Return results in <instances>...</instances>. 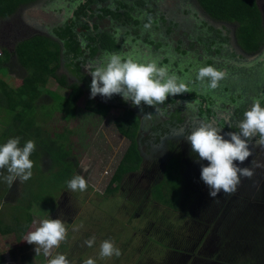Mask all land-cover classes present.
Segmentation results:
<instances>
[{"label":"rangeland","instance_id":"374dc122","mask_svg":"<svg viewBox=\"0 0 264 264\" xmlns=\"http://www.w3.org/2000/svg\"><path fill=\"white\" fill-rule=\"evenodd\" d=\"M39 1V5L44 7L50 0ZM126 3L133 4L131 0H126ZM146 3L136 19L143 17L147 22L151 17L152 26L160 22L155 31L157 37L166 32L168 43L181 45L179 48L184 57L193 61V74H197L201 66L213 65L226 73L223 79L225 82H232L236 86L242 84V87L247 88L252 67L244 65V69H241L240 65L236 68L233 64V61L238 64L242 59L251 60L247 54L240 56L235 47L233 37L236 24L211 20L195 0H146ZM256 4L264 29V0H256ZM0 11V50L5 49L11 53L14 44L37 34L29 32L22 35L17 26L11 31L4 30L3 25L12 21V14H7L5 8ZM144 12L148 15H144ZM36 14L41 15V12ZM95 25L112 34L116 29L115 33L120 35L129 29L127 26L107 27L106 23L97 21ZM176 25L173 37L172 28ZM141 27L140 22L136 26L137 33L127 35L129 41L123 43L125 46L117 53L131 56L140 62L142 59H145V63L155 61L159 65L157 48L144 46L146 33ZM3 36L8 39L7 44ZM50 39L59 41L57 38ZM132 40L140 43L137 51L141 55H135V48L132 47L136 42ZM122 41L118 40L117 45ZM65 43H59L62 52L67 47ZM93 49L85 48V53L89 51L92 54L95 51ZM162 52V55L166 53ZM95 58L104 57L96 52ZM90 59L85 57V63L91 71L93 65ZM62 64L57 66L55 75L65 76L68 84L74 83L66 64ZM85 71L82 68L91 84L90 71ZM24 75L25 70L14 64L12 56L7 67H0V81L9 88L20 86ZM222 84L219 82L218 87ZM66 96L67 92L60 89L51 77H45L38 85L36 99L24 100L23 97L28 106L25 112L19 113L16 126L22 123L30 129L14 128L20 133L13 130L11 135L7 134L1 140L5 143L9 138L19 136L21 142L26 143L30 139L35 141L32 134L37 131L40 140L37 142L44 146L41 144L43 147L40 148L38 144L31 154L34 167L29 180L17 178L9 185L3 178L8 175L7 169L0 170V211L17 209L21 223L17 231L24 227L23 223L30 217L26 209L21 208L26 207L24 199L36 198L31 202L43 205L30 207V210L35 208V214L20 243L15 238V232H6L5 224L0 222V264H21L13 260L15 252L11 254L12 257L9 256L11 249L15 251L14 247L21 243L24 245L21 247L28 245L25 239L29 233L43 219L50 218L64 222L73 220L70 222L72 230L68 229L64 240L68 245L61 249L64 253L73 249V257L67 258L70 264L72 261L73 264L76 261L77 264H84L89 258L95 264H264V142L249 145L251 156L248 159L257 164L235 162L240 167L250 168L252 176L241 177L235 192H221L212 198L208 186L201 179V165L206 166L208 162L200 161L198 155L192 153L191 143L186 140L195 128L206 122L199 120L194 112L191 115L186 109L180 108L182 124L176 128L169 127V136L160 139L151 127L165 113L159 109H149L142 114L140 107L133 112L140 120L137 141L140 139L148 145L137 144L142 159L141 167L135 174L125 176L117 187L112 186V192L108 193L106 190L129 146L115 127V121L121 117L123 110L106 103L109 112L107 118L102 119L87 110L101 104L104 101L102 98H90V94L84 91L76 103L70 106L65 100ZM18 101L19 107L20 98ZM11 116L0 108V135L10 125ZM225 138L229 137L225 135ZM172 147H182L183 150H167ZM63 157H66L70 171L57 161ZM78 174L83 175L88 183L86 191L73 192L67 187V182ZM156 188L159 192L154 196L152 190ZM27 194L29 196L26 198ZM41 199L46 200L43 202ZM37 209L40 210L38 214ZM91 237H95V242L88 247L85 241ZM104 240L113 241L121 250V255L102 258L99 253ZM37 247H28L26 253L33 249V253L42 261L44 253H40L41 249L35 252ZM22 260H30V257L27 255ZM36 263L37 257L32 258L30 264ZM42 264L46 262L42 261Z\"/></svg>","mask_w":264,"mask_h":264},{"label":"clouds","instance_id":"9594fccd","mask_svg":"<svg viewBox=\"0 0 264 264\" xmlns=\"http://www.w3.org/2000/svg\"><path fill=\"white\" fill-rule=\"evenodd\" d=\"M38 1L35 0L34 3ZM27 6H20L17 10ZM152 22L149 17L143 27L150 28ZM90 74V98L99 94L107 99L118 94L125 102L131 101L133 106H156L163 104L170 95L190 92L188 83L175 73H170L167 66H160L155 61L143 63L120 53H105ZM225 76L224 71L207 65L197 69L196 79L206 82L207 88L214 90ZM239 129V132L227 133L229 138H225L217 128L201 124L186 137L191 143L192 153L197 154L200 161L208 162L206 166L201 165V179L208 186L209 196L212 198L221 192H235L241 177H251L253 174L250 168L240 167L235 162L243 164L251 156L249 141L254 135L258 134L264 142V106L261 98H255L252 106L243 113ZM35 150L34 140L30 139L21 146L19 136L0 144V170L7 169L8 175L3 178L9 185L17 178L27 181L32 177L34 161L30 157ZM67 187L73 192H83L88 183L83 175L78 174L67 182ZM67 231L65 222L61 219H43L25 241L38 246L35 252L43 249L44 256L50 257L47 264H70L64 254L52 256L53 250L66 239ZM94 242L95 237L85 241L88 247ZM99 254L102 258L119 257L121 250L113 241L104 240ZM84 264H95V261L89 258Z\"/></svg>","mask_w":264,"mask_h":264},{"label":"trees","instance_id":"16d2710c","mask_svg":"<svg viewBox=\"0 0 264 264\" xmlns=\"http://www.w3.org/2000/svg\"><path fill=\"white\" fill-rule=\"evenodd\" d=\"M34 1L35 0H0V7L8 8V14L11 15L20 6L31 4ZM98 1L100 2L101 6L99 8L92 9V6L96 2V0H87L83 10L80 11L78 9L73 15L71 22L60 23L58 26L52 29V34L59 41H53L44 36H34L17 42L14 45L11 53L6 51L5 49L0 50V67H7L10 57L12 56L14 64L16 66L22 67L25 70V75L21 78L20 86L16 87L15 89L9 88L5 85L4 82L0 81V108L12 115L8 123L10 125H7L5 131L0 135V144H3L1 140L5 138L7 134L11 135V132L13 130L30 129L29 127L25 128L24 124L22 123V128H20L21 124H18L16 126L18 115L19 113L25 112V107L28 106V104L24 100L36 99V97L38 96V85L40 81L45 77H51L60 89H63V91L67 92V97L65 100L70 106H73L76 103L79 95L84 93V91L90 92V84L89 82H85V73L82 72V50L80 49V43L77 38V34L80 31L84 33L88 31L87 26L81 24L80 18L81 15H85L86 8H88L89 11L91 10L92 13L86 15L89 16L84 18V22L90 20L93 21L92 15L96 14V19L94 21L95 28H97V26L95 25L96 21L103 24L106 23L103 19L108 18L112 22L111 25H113V23H116V25H127L130 32L126 31V33L124 32L125 34L135 35V33H137L136 26L139 23V21H137L139 19H136V16L139 14L138 12L141 7L146 4V0H139L132 5H128L127 3H125L124 6L120 3L121 1H115L113 4L114 8H117L119 10L125 9V13L119 12V10L112 11L110 7L106 5V0ZM195 1L197 2L200 9L211 20L216 22L236 24V41L245 53L250 54L260 49V47L264 43V29L262 27L261 13L256 4V0ZM108 29L109 28H107V30ZM112 35L113 34L110 31L105 32L104 28L100 27L97 30L95 37L88 33L82 38L83 46L89 49L94 48L93 50L99 52L102 57H104L105 53H115L117 52L118 48L116 45L117 42L113 40ZM35 37H37L38 39ZM56 41L60 43L66 42L65 44L67 45V47L63 52L61 51L59 43H57ZM62 59L66 61V67L69 69V74L75 80L72 84L67 83L65 76L55 75L56 68L58 65H60V61ZM83 62H85V58ZM50 65L52 67H49ZM80 85H82V87ZM179 97L180 96L178 95L177 98ZM19 98L21 100V104L18 107ZM4 101H10V103ZM87 110L95 116L106 119L109 112V106L106 104L98 103L94 107L88 108ZM115 123L116 131L122 138L127 140L129 146L112 177L109 187L106 190L108 193H111L112 190L110 188L114 185L117 187V185L121 183L122 179L125 176L138 172L142 164V159L139 156L137 146V134L140 127L139 118L133 113L132 110L125 109L123 116L117 119ZM16 132L18 134L20 133L18 130H16ZM32 136L35 139L36 146L40 144V148H42L44 144L38 143L40 140L37 131H34ZM24 143V141L21 142L22 145ZM41 144L43 146H41ZM57 161H59V163L63 165L64 168H67L69 166V164L66 162V157H63ZM68 169L70 171V168H67V171ZM158 192L159 190L157 188L152 190L154 196L158 195ZM24 196L25 192L23 194V198ZM28 196L29 195L27 194L26 198ZM35 199L36 198L30 197H28V199H24L26 202L24 205L26 207L21 208L26 209L30 217H28L25 224L23 223L22 226L24 227L22 229L17 231V228L21 227V223L20 225L16 226L5 225V229H7L9 232H15L17 239H20L22 235L25 234L26 229L29 226L28 223L31 222L32 215L35 214V212L33 211L35 208L30 210V207H38L39 205L40 207H43L41 203H37L35 201L31 202ZM46 199H41V201L45 202ZM39 212L40 210L37 209V214Z\"/></svg>","mask_w":264,"mask_h":264},{"label":"flooded vegetation","instance_id":"af4514ba","mask_svg":"<svg viewBox=\"0 0 264 264\" xmlns=\"http://www.w3.org/2000/svg\"><path fill=\"white\" fill-rule=\"evenodd\" d=\"M86 1L87 0H50L44 7H41L39 5L41 4V1H39L38 3L33 2L31 4H28L26 8H22V9L20 8L19 10L15 11L11 15L12 21L7 22L6 24L3 25V27H5L4 30L11 31L13 27L17 26L21 29V34H27L33 31L37 32L38 34H42V33L45 34L48 33L51 28L59 25L60 23L71 22V19L75 14V12L78 9L80 11L83 10ZM115 1H121L120 3L123 4V6L126 3V0H106V5L109 6L112 11L119 10L117 8H114L113 4ZM131 2H133L134 4L135 0H131ZM32 5L33 6L36 5L37 7L42 9L40 11L42 15L38 17L39 19H36L39 22L26 19L24 17L25 13L23 12V10L30 8ZM100 6H101L100 2L96 0V2L92 6V9L99 8ZM144 6L141 8H144ZM4 8L7 10V14H8V8L3 7L1 9ZM85 10H86L85 15H81L80 18H81V24L86 25L88 31L86 33L82 31L80 32L78 31L79 32L78 34L80 35L77 34V38L80 43V49L82 50V59L84 60L85 57H90L91 58L90 60L92 61V63L90 64L93 65L90 68L94 69L95 66L99 65V62L102 59L95 58L96 56L95 51L92 54H90L89 51L85 53V48L87 47L83 46L82 38L86 36V34L88 33L93 37H95L97 33V29H99L100 27L99 26H97V28L94 27L96 14L92 15L93 21L90 20L84 22V18L89 16L86 15L92 13L91 10L89 11L88 8H86ZM119 12L125 13L126 10L125 9L119 10ZM53 13H58V15H55ZM143 14L148 15L147 12H144ZM147 18L148 17H146L145 19L147 20ZM103 20H105L107 27L111 26L112 22L110 19L104 18ZM137 21H139V23L141 22L142 31L146 33L144 39V46L148 48L156 47L157 48L156 52L158 53L157 60L159 65L167 66L169 68L170 73H175L179 77L183 78L188 83L190 92H184L182 94H179L180 96L179 98H177L178 95H170L163 104H159L156 106H148L146 104H142V106H133L131 101L125 102L122 99V97L118 94H114L111 98H107V99L97 94L96 96L97 98H102L104 100L101 103L111 104L114 108H118V109L121 108L123 110V113L125 111L124 107L132 110L133 112L136 109L142 107L141 109L142 114L146 113L149 109L152 110L159 109L160 112L163 111L165 114H163V116L161 115L158 118L160 120L155 125H153V127H151L154 133L160 139L167 138L169 136L168 135V131L170 130L169 127L172 126L179 127L180 124H182L183 117L180 114V108L186 109L187 112L191 115L194 112L198 116L197 118L199 120L206 122V124H209L212 127L217 128L219 131H221L222 134L226 135L229 132H239L240 130L239 125L243 119V113L252 106L253 100L255 98H261L262 106H264V43L262 44V46L258 51L250 54L245 53L236 41V37H235L236 28H235L234 37H233L235 40L234 42L235 47L239 51L240 56H247V55H248L247 57L251 56V60L242 59V61H239L238 64L236 61H233V64H235L236 68H238V65H240L241 69H244L243 68L244 65H250V67H252L253 69L251 72L252 74L250 75L252 79L249 76L250 79H249V83L247 84V88L242 87V84L240 86H236L232 84V82H227V81L225 82V80H221L220 82L224 83L222 84L223 86L217 87L216 89L212 90L207 88L206 82H201L196 79V74H193V72L195 71V68L193 66V61H191L190 58L186 59L184 57L183 52L179 48L181 47L180 44L173 45L172 43H168L169 41L167 42L168 39L166 37V32L161 34L159 37H157L158 35L156 34L155 31L159 27L160 22L158 24H155L154 26H151L148 29H145L143 25L146 23V21L143 20V17ZM158 21L160 20L158 19ZM171 25H173V21ZM112 26L123 28V26H127V25L117 24ZM172 29H173L172 34L174 37L176 34L177 25L175 28ZM116 31L117 30L114 29V33L112 35L113 40L116 42L120 39L123 40L122 42H119L120 43L119 45L116 44L118 48L117 49L118 52L120 49H122L121 47L127 44V41H129V39H126L127 34L120 35L118 33H115ZM127 32H130L129 29L127 30ZM135 40H132L131 42H134ZM164 43L166 45L163 47ZM139 44H140L139 42H136V45L132 47L135 48V55L137 54L141 55L137 51V47ZM162 51H166V53L162 55L163 53ZM83 60H82L83 63L82 68H85L86 70L85 72L88 73L90 69H88L86 63L83 62ZM142 62L145 63V59H142ZM207 64H212V63L207 62ZM85 78L87 79V76H85ZM85 82L90 83L88 79ZM80 86L82 87V85ZM220 109L222 111H219ZM215 113L216 115H214ZM260 141L261 139L259 135L256 134L249 141V145L253 143H259ZM138 142L146 147L148 146L147 143L143 142L142 140L140 141V139H138ZM181 148L182 147H178V148L172 147L167 150L176 152V151H182L183 149ZM187 158L191 159V157H187ZM166 161H164V163H166ZM245 162L247 163L251 162L252 164L258 163L250 159H247Z\"/></svg>","mask_w":264,"mask_h":264},{"label":"crops","instance_id":"0c3cea01","mask_svg":"<svg viewBox=\"0 0 264 264\" xmlns=\"http://www.w3.org/2000/svg\"><path fill=\"white\" fill-rule=\"evenodd\" d=\"M41 7H43L42 5H41ZM42 9L41 8H39V7H37L36 5L35 6H31L30 8H28V9H24L23 10V12L25 13V15H24V17L26 18V19H30V20H34V21H37V22H39L38 20H36V19H39L38 17L39 16H41L40 14H36L38 11L40 12ZM28 13H33V15H30V14H28ZM0 14H1V12H0ZM53 14H55V15H58V13H53ZM58 26V25H57ZM56 27V26H55ZM54 28V27H53ZM53 28H51L50 29V31L48 32V33H42V34H38L37 32V34L35 35V36H44V37H47V38H49L50 39V37H52V38H56L53 34H52V29ZM33 32H35V31H33ZM31 33V32H30ZM23 35V34H22ZM29 37V36H28ZM27 37V38H28ZM31 37V36H30ZM26 38V39H27ZM56 40V39H55ZM3 41H4V43L5 44H7L9 41H8V39H6V37H3ZM60 43V42H59ZM15 45V44H14ZM14 45L12 46V49H13V47H14ZM62 62L64 63V64H66V61L65 60H61L60 61V65L59 66H61V64H62ZM63 65V64H62ZM66 66V65H65ZM68 69V68H67ZM68 72H69V70H68ZM67 97V96H66ZM8 207V206H7ZM0 217H1V221L5 224V225H9V226H16V225H20V223H19V221H18V211H17V209H12V208H7V209H5L4 211H0ZM17 221V222H16ZM73 222V220H70L69 222L68 221H66L65 222V226H66V228H67V230L68 229H70V230H72V226H71V224H70V222ZM32 223V222H31ZM6 232H9L7 229H4ZM29 230V228L26 230V232H25V234L24 235H22V237L20 238V239H17L16 238V235H15V238H16V240L18 241V243H20L21 241H22V239L24 238V236L26 235V233H27V231ZM1 236V235H0ZM17 243V244H18ZM67 244V243H66ZM65 243H64V241H62L61 243H60V246L58 247V248H56V249H54L53 250V252H52V256H55V255H57V254H60V253H62L63 251L61 250V249H63V247H65V246H67ZM21 246H24L23 245V243H21V245H19V246H15L14 247V249H15V251H13L12 249H11V253L9 254V256L10 257H12L11 256V254L13 253V252H15V254H14V256H15V258L13 259V260H16V261H18V262H20L21 264H30V261L32 260V258H36L37 257V263H39V264H42V261H44V262H46V264H47V262H48V259L50 258V257H45L44 255L42 256V261L38 258L39 256H37V255H35L34 253H33V249H32V251H30V252H28V253H26L27 252V250H28V247H33L34 245L33 244H28V245H25V247H21ZM72 251H73V249L72 250H67V252L66 253H64L63 252V254L66 256V258H71V257H73V255L74 254H72ZM40 253L41 254H43V249L41 248V250H40ZM71 253V254H70ZM29 256L30 257V260H26V261H23L22 259H23V257H25V256ZM72 255V256H71ZM3 257V256H2ZM18 257H19V260H18ZM9 261V260H8ZM77 262L78 261H76L75 262V264H77ZM36 263V264H37ZM72 264H73V261L71 262ZM10 264V263H9Z\"/></svg>","mask_w":264,"mask_h":264},{"label":"bare ground","instance_id":"6f19581e","mask_svg":"<svg viewBox=\"0 0 264 264\" xmlns=\"http://www.w3.org/2000/svg\"><path fill=\"white\" fill-rule=\"evenodd\" d=\"M70 220V219H69Z\"/></svg>","mask_w":264,"mask_h":264}]
</instances>
